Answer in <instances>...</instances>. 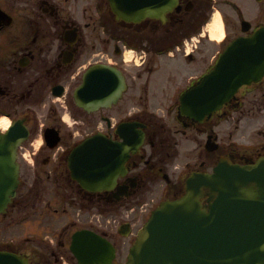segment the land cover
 Instances as JSON below:
<instances>
[{"label": "flooded vegetation", "instance_id": "1", "mask_svg": "<svg viewBox=\"0 0 264 264\" xmlns=\"http://www.w3.org/2000/svg\"><path fill=\"white\" fill-rule=\"evenodd\" d=\"M151 6L150 15L133 21L118 17L109 0H0V130L14 125L23 138L26 127L20 158L37 156L35 177L58 182L60 169L68 171V193L79 202L101 209L124 201L150 202L132 216L130 236L120 231L105 234L116 248L129 249L145 216L162 200L181 195L192 172L212 170L223 158L247 164L264 155V76L243 84L202 121L180 115L179 99L168 96L169 102L177 103L154 105L168 99L150 93L152 86L167 92L174 81L185 84L183 91L204 72L201 55L209 40L205 27L211 13L221 10L225 21L219 53L236 37L264 25V0H176L169 6L167 0H154ZM245 20L251 28L243 33ZM129 47L147 72L146 94L140 93L142 74L123 69L128 88L118 104L80 106L76 91L88 68L128 65ZM189 68L196 74H188ZM93 87L91 78L89 94ZM128 91V104L119 106ZM141 128L144 143L130 152L115 188L89 190L72 177L68 158L85 138L101 133L123 140ZM69 234V227H64L57 242L37 245L0 239V262L9 253L27 257L29 264H74L72 257L78 259L64 241ZM113 264L123 263L116 256Z\"/></svg>", "mask_w": 264, "mask_h": 264}, {"label": "water", "instance_id": "2", "mask_svg": "<svg viewBox=\"0 0 264 264\" xmlns=\"http://www.w3.org/2000/svg\"><path fill=\"white\" fill-rule=\"evenodd\" d=\"M149 1L129 0L126 8L144 15ZM112 3L117 11L119 3ZM95 73H103L107 83L103 90L93 89V102L116 103L126 88L123 73L112 65L93 66L86 81ZM263 75L264 26L227 46L213 69L183 92L180 112L202 119L220 108L242 84ZM77 100L88 106L84 85L77 91ZM135 138L133 149L142 142L143 134ZM18 143L13 129L0 133V213L17 195ZM129 149L100 135L88 138L70 155L73 177L87 188H112L125 170ZM72 249L83 264H93L94 259L111 264L115 256L111 242L89 229L74 233ZM6 260L16 264L19 257L8 255ZM127 264H264V156L247 165L222 160L213 172L192 174L180 197L164 200L153 210L130 248Z\"/></svg>", "mask_w": 264, "mask_h": 264}, {"label": "rangeland", "instance_id": "3", "mask_svg": "<svg viewBox=\"0 0 264 264\" xmlns=\"http://www.w3.org/2000/svg\"><path fill=\"white\" fill-rule=\"evenodd\" d=\"M213 15L215 14L211 13L210 17ZM217 48V44L215 45L212 41L208 42L207 48L204 50L205 56H203L202 58L207 59L210 56V58L212 59V54L216 52ZM109 57L116 61V58L112 54H110ZM134 59L128 60V65H118L120 68L124 69V71L128 72L129 74H136L137 72L142 74V77L139 80V85L141 88L140 93L145 95L146 92L143 90V84L145 82V78L147 77V72L141 70L142 66L137 64ZM204 59L202 60L203 64L205 63ZM137 61H139V59ZM174 66H177V64H174ZM191 66L192 64H190L189 67ZM124 67H128L129 70H126ZM191 72H193V70H191ZM175 85L177 87V93L173 100H176L177 94L181 89L177 86L176 83ZM171 86H169V89ZM152 87L153 90L150 89V93H153L155 97H165L168 99V102H153L154 105L163 104V107L167 106L170 103L169 97L170 93H173V88L170 89L169 93L168 91L166 92V89L162 91L159 90V88L157 87ZM129 95L130 91L125 94V98L120 102L119 106H124L128 104V102H125V100L128 98ZM39 142L40 140L36 142L37 145L39 144ZM37 160L38 159L36 155L28 156L27 160H21L22 172L21 184L17 195L18 205L17 207L12 209L13 212H10L7 216L0 218V239L22 243L31 241L36 245L38 243L45 244L46 242H50V239H53V242H57L58 234L59 232H61V229L63 227H71V232L77 227L90 226V222L88 220H90L92 216L94 221H97L98 218H101L102 220L101 213L103 209H101L99 206H90L88 205V203L79 202V200L77 199L71 200L64 198L65 200H61L59 197L60 195L57 192V185H55L52 178L47 179L46 176H44V179L35 178L34 172L38 165ZM36 183L39 184L35 185ZM19 200H24V203L19 202ZM149 203V201H146V206H148ZM140 205L142 204L137 203L136 201H129L123 202L118 205L108 206L107 209H105L104 211L105 215L108 216V218L110 219V222H106L107 229L110 230L111 233L116 235V219L119 221L121 220V215L124 213V210L126 208L135 207L138 210ZM56 209L58 211H56ZM79 213L81 215H79ZM146 217L147 215L145 216L144 220H146ZM125 219L126 217L122 220ZM94 227L96 229H99V226L96 223L94 224ZM43 236H45L46 239L42 238ZM64 241L69 244V237L67 236V239ZM128 252L129 250L120 247L117 253V260L122 263H125L127 260ZM72 263L79 264L77 260H75L73 257Z\"/></svg>", "mask_w": 264, "mask_h": 264}, {"label": "bare ground", "instance_id": "4", "mask_svg": "<svg viewBox=\"0 0 264 264\" xmlns=\"http://www.w3.org/2000/svg\"><path fill=\"white\" fill-rule=\"evenodd\" d=\"M210 31L212 36L218 40L222 39L224 36L223 23L219 13L215 14L212 23L210 24ZM131 56V53H129Z\"/></svg>", "mask_w": 264, "mask_h": 264}]
</instances>
